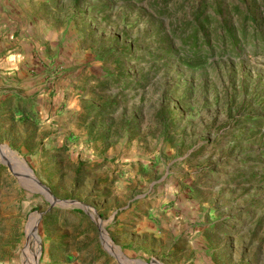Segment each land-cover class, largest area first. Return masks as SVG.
Returning <instances> with one entry per match:
<instances>
[{
    "label": "rangeland",
    "instance_id": "obj_1",
    "mask_svg": "<svg viewBox=\"0 0 264 264\" xmlns=\"http://www.w3.org/2000/svg\"><path fill=\"white\" fill-rule=\"evenodd\" d=\"M7 3L0 264H264V0Z\"/></svg>",
    "mask_w": 264,
    "mask_h": 264
},
{
    "label": "bare ground",
    "instance_id": "obj_2",
    "mask_svg": "<svg viewBox=\"0 0 264 264\" xmlns=\"http://www.w3.org/2000/svg\"><path fill=\"white\" fill-rule=\"evenodd\" d=\"M31 175V173H29ZM45 192V191H43ZM48 195V194H47ZM49 199L51 200L50 196L48 195ZM37 217H32L30 219V221L28 222V226H27V237H28V242H27V246H26V252H31V244H34V250L37 249V241L38 239L36 238V232H35V226L37 223ZM107 244L110 246L111 245L110 241L107 239ZM38 259V258H37Z\"/></svg>",
    "mask_w": 264,
    "mask_h": 264
},
{
    "label": "trees",
    "instance_id": "obj_3",
    "mask_svg": "<svg viewBox=\"0 0 264 264\" xmlns=\"http://www.w3.org/2000/svg\"><path fill=\"white\" fill-rule=\"evenodd\" d=\"M129 51H130V48H129V47H124V48H122V49L119 50V51H114V52L111 54V56H112V58H113L115 61L120 62V61H121V58H123V56H125ZM120 83H121L122 85L126 86L127 83H129V82H123V81L121 80ZM78 212H79V211H77V213H78ZM79 213H80V212H79Z\"/></svg>",
    "mask_w": 264,
    "mask_h": 264
},
{
    "label": "crops",
    "instance_id": "obj_4",
    "mask_svg": "<svg viewBox=\"0 0 264 264\" xmlns=\"http://www.w3.org/2000/svg\"><path fill=\"white\" fill-rule=\"evenodd\" d=\"M10 9L11 8L8 7L7 0H0V21L8 17V15H6L5 13H7L6 11Z\"/></svg>",
    "mask_w": 264,
    "mask_h": 264
},
{
    "label": "water",
    "instance_id": "obj_5",
    "mask_svg": "<svg viewBox=\"0 0 264 264\" xmlns=\"http://www.w3.org/2000/svg\"><path fill=\"white\" fill-rule=\"evenodd\" d=\"M31 179L37 184V186L39 187V189H40L41 191H45V192L50 196V198H51V202L53 203V202H54V199H53V197L50 195L48 189H46L43 185H41V184H40L35 178H33L32 176H31ZM40 216H41V214H40L38 217H40Z\"/></svg>",
    "mask_w": 264,
    "mask_h": 264
}]
</instances>
